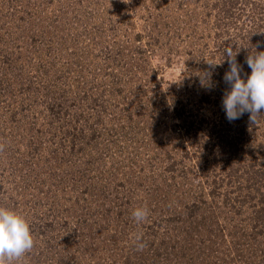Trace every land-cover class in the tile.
I'll use <instances>...</instances> for the list:
<instances>
[{
    "label": "rangeland",
    "instance_id": "obj_1",
    "mask_svg": "<svg viewBox=\"0 0 264 264\" xmlns=\"http://www.w3.org/2000/svg\"><path fill=\"white\" fill-rule=\"evenodd\" d=\"M226 48L250 75L264 0H0V206L29 223L23 264H264V109L226 118Z\"/></svg>",
    "mask_w": 264,
    "mask_h": 264
},
{
    "label": "clouds",
    "instance_id": "obj_2",
    "mask_svg": "<svg viewBox=\"0 0 264 264\" xmlns=\"http://www.w3.org/2000/svg\"><path fill=\"white\" fill-rule=\"evenodd\" d=\"M258 42L256 47H259ZM229 70L223 77L228 88L224 91L222 108L229 122L241 118L249 113V120L257 123L264 109V51L249 54L246 63L251 74L242 78V68L236 62L231 48H226ZM224 53V54H225ZM209 65H214L210 64ZM3 146L0 145V151ZM132 216L139 225L147 221L149 211L146 207H137ZM134 240L138 250H143L142 235L136 234ZM34 247L33 235L26 218L16 211L0 206V264H23V258Z\"/></svg>",
    "mask_w": 264,
    "mask_h": 264
}]
</instances>
